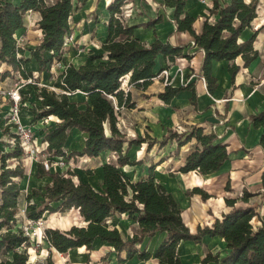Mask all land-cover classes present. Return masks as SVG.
<instances>
[{"label": "trees", "instance_id": "obj_1", "mask_svg": "<svg viewBox=\"0 0 264 264\" xmlns=\"http://www.w3.org/2000/svg\"><path fill=\"white\" fill-rule=\"evenodd\" d=\"M74 1L55 0L52 5H44L42 0H20L19 5H14L9 1L0 0V61L11 66L24 80H29L17 88L19 102H30L29 107H23L30 112L29 124L34 125L51 116L56 117L52 126L41 129L39 135L41 142L46 143L45 153L48 156L94 158L103 151H111L116 155V159L101 166L100 190L89 182H74L70 176L51 172L44 166V162L38 159L34 177L48 178L47 182L42 189L32 188L29 193L23 195L18 180L25 174L22 163V157H25V136L14 121L6 120L4 124L0 123V138L12 140L6 144V150L0 148V264H53L48 258L46 263L29 262L27 247L30 236L19 224L18 215L22 197L26 203L24 217L30 221H38L46 211H78L83 224L71 225L66 229L45 227L42 231V241L47 244L48 249L53 248L59 253L82 246L90 251L98 240L112 246L109 252L116 255L119 264L133 256L147 260L152 254L138 246L145 237L164 233V239L155 249L153 256L158 264H183L176 251L178 243L187 240L199 243L203 236L208 235L219 236L224 240L225 254L208 252L196 264H264V222L255 226L252 222V217L256 215L254 208L250 205L235 204L238 200L248 202L251 196L248 191L243 190L239 198H224L229 210L223 212L220 217H214L210 224L197 225L192 232L183 220V210L176 198L155 181L153 164L149 165L147 176L136 181H132L121 170V167L126 165L141 164V160H130L126 153L132 146H140L142 143H146L149 149L154 144L162 147L175 141L179 149L194 139L183 164L177 169L181 173L196 171L201 175L211 174L218 171L228 159L227 145L218 139L215 132L206 133L202 127L192 125L182 132L167 129L161 139L152 138L147 133L142 137L128 139L117 125L119 110L134 105L130 91L120 88L119 78L129 74L128 83L145 88L155 76L153 68L157 55L161 54L168 61H173L175 57L182 55L184 46H173L168 41L162 42L159 39L148 45L136 38L117 39L120 34L129 35L133 27L121 26L113 20L112 14L119 11L124 1L114 0L107 7L111 15L107 24V40L101 46L107 60L78 67L68 66L55 82V85L65 92H56L45 85H38V77H33L31 71L22 67L21 59L15 57L13 34L22 26L23 13L32 9L38 10L41 15L38 25L43 32V38L32 51L41 71L47 62L42 52H58L62 46L64 34L68 29L67 17L73 9ZM185 2L186 0H162V5L172 9L176 31L187 32L192 38L193 46L203 52L200 76L204 78L207 90L212 94L217 87L216 78L211 74L213 60L231 61L227 69L233 82L240 69L233 60L239 56L242 66L247 67L258 56L253 47L258 29L253 30L248 38L238 40L245 29L251 28V22L257 15L258 2L211 0L207 16L203 18L198 32L193 26L196 18L184 9ZM212 17L213 19H210ZM160 20L159 15L143 25L151 27ZM185 56L189 58L188 54ZM75 90L83 92L85 100L70 99L66 91ZM183 90L191 91L190 102L195 105L196 91L193 83L178 87L165 84L164 91L158 93V98L164 103H169ZM32 97L36 100H31ZM249 119L255 128L264 127V110L251 114ZM74 129L85 134V137L80 150L66 153L64 146L69 139V132ZM28 136H32V132H29ZM124 145L126 146L123 149ZM258 145L264 151V132L260 135ZM10 160L16 162L12 163ZM87 174L91 175V171L87 170ZM225 189L229 190L228 184ZM195 194L203 201L211 196L199 186L185 191L188 197ZM33 198H38V205L31 202ZM261 202H264V190L261 193ZM123 213L135 222L129 240L107 222L114 214ZM109 252L91 264L101 263Z\"/></svg>", "mask_w": 264, "mask_h": 264}, {"label": "crops", "instance_id": "obj_2", "mask_svg": "<svg viewBox=\"0 0 264 264\" xmlns=\"http://www.w3.org/2000/svg\"><path fill=\"white\" fill-rule=\"evenodd\" d=\"M112 1L114 0H87L83 9L90 11L97 4L102 3L104 11L108 12L107 7ZM124 1H130L129 3L133 5V8L131 7L130 9L133 13L128 19V26L133 27V38H137L145 44H150L155 39H159L162 42L168 41L173 46L182 45L184 46V51L182 50L184 53L179 58L175 57L173 61H168L161 54L157 55L153 68L155 76L151 79V82L145 88L132 84L129 85L127 90L130 91L131 102L134 105L133 107H122L119 110L117 114L119 128V123H121L124 126V132L129 127L128 130H130V133L134 132L141 136L142 132H145L152 138L161 139L167 129L182 132L190 126L195 125L202 127L206 133L211 131L215 132L218 139L227 145L229 154L228 159L221 168L211 174L201 175L196 171L181 173L177 169L183 164L187 152L194 143V139L183 144L179 149H177V143L175 141L168 142L162 147L154 144L149 149H147L146 143H142L140 146H137L139 149L138 152L140 154V150L145 149L144 153L145 156L147 155V162H145L146 164L144 166L142 164L144 156L137 157L136 160H141V164L134 166L139 167L142 165L139 167L138 174L140 177L138 180L147 176L148 167L150 164H153L155 181L163 185L175 198L184 197L185 191L194 186H199L210 194L211 196L205 201L201 200L200 196L196 194L189 197L199 202V225L210 224L214 217H220L223 212L229 210V207L224 202V198H239L242 196L243 190H246L251 194L248 202L238 200L235 204L252 206L256 213L252 217V222L255 226L261 225L264 222V202H261V193L264 190L262 189L264 151L258 145V141L261 133L264 132V127L255 128L249 116L264 110V18L259 19L256 15L251 22V28L254 26L253 30L258 29V33L253 42V47L257 50L258 56L247 67L242 66V61L239 56L233 60L236 65L240 66L233 82L227 69L231 61H212L211 74L216 78L217 87L210 94L206 87V81L200 76L203 52L193 46L192 38L187 32L176 31L172 9L162 5V0ZM223 1L226 2L228 0ZM257 2L258 9L261 7L260 3H264V0H257ZM207 3L205 2L204 5H201L199 2V20L198 17H195L196 20L193 24L196 32L200 30L202 20L207 16L211 0H207ZM193 4L194 2L191 0H186L184 7L191 15L194 14L193 11L198 9ZM136 9L142 14L135 13ZM262 10H264V6H262ZM256 13L258 14V10H256ZM159 15L161 16V20L153 24V26L145 27L143 25L150 19L157 18ZM34 16L37 18L36 13H34ZM210 19H213V17ZM102 22V26L98 29L101 44L106 40L108 34L107 27L104 21ZM251 28L245 29L238 40L241 41L248 38L252 32L247 36H244V34L247 30L251 31ZM188 50L191 52L189 53ZM186 54L189 55V58L185 56ZM172 63L176 64V66L174 64L172 66L174 67V71L175 67L179 68L177 71L179 73L173 79L176 84H172L171 86H180L181 81L178 75L183 80H186V84L193 83L196 91L195 105L190 102L191 91L189 90L179 92L169 103H164L158 98V93L164 91L165 84L157 77V74L160 69L169 64L172 65ZM0 64L4 63L0 61ZM5 66L7 65L5 64ZM172 72L173 70L170 69L171 74ZM7 75L3 73L2 77ZM28 113L30 116L29 119H31L30 112L28 111ZM50 118L56 117L51 116ZM132 124H135V126ZM80 136L84 140L85 134L82 133ZM144 146L146 147L144 148ZM153 148H155L153 155H149ZM106 152L109 153L111 151H103L98 157ZM226 184H228L229 190L225 189ZM185 197L188 198L186 195ZM181 206L186 210L184 205ZM120 215H125V213ZM128 220L135 225L133 220L129 218ZM185 224L192 232L195 230L197 224L194 222L193 214L188 215ZM164 236V233H156L151 237H145L140 246H138V248L144 249L152 254L149 259L143 260L137 258V256H133L121 264H158L153 254L157 246L164 239ZM98 242L100 243L101 241ZM105 244L104 246L109 245V249L107 250L109 252L112 246L107 243ZM196 246L199 248V256L192 250ZM176 251L183 264H196L208 252L224 255L226 248L225 242L221 237L205 235L199 243L188 240L180 241ZM97 254L99 255L100 251ZM105 254L99 256L102 257ZM109 254L112 253L109 252ZM97 261H92L90 257L87 258V263L89 264Z\"/></svg>", "mask_w": 264, "mask_h": 264}, {"label": "rangeland", "instance_id": "obj_3", "mask_svg": "<svg viewBox=\"0 0 264 264\" xmlns=\"http://www.w3.org/2000/svg\"><path fill=\"white\" fill-rule=\"evenodd\" d=\"M9 1L14 5H19L20 0H5ZM87 0L80 2L75 0L73 2V9L69 16L67 17L68 29L64 34L63 42L60 50L58 52L43 51L42 56L47 61L43 70H39V65L37 60L32 56V51L36 46L41 42L43 38V32L38 25V22L41 19L40 12L38 10L28 9L23 13L22 16V26L14 31L13 37L15 40V57L21 59L22 67L26 71H31L33 77H38L40 80L38 85H45L50 89L55 90L56 92H65L61 87H57L55 82L58 80L59 76L64 74L68 66L78 67L84 64H96L100 61H106L107 55L102 49L101 39L99 36V28L102 26V21L107 27L110 18V12H105L103 4H97L92 10L83 9V6ZM155 1V0H154ZM194 2L193 6L198 7L196 11H193L194 17H198L199 20V2L201 5H204L207 0H191ZM44 5H52L55 0H42ZM130 2V1H129ZM123 1L119 7V11L113 13V20L120 23L121 26H128V19L133 13L131 3ZM191 4V3H189ZM208 4V3H207ZM192 6V7H193ZM257 17L259 19L264 18V10L262 6L264 3H260ZM191 7V6H188ZM108 10V9H107ZM34 13L37 14V18L34 16ZM137 14H142L136 9ZM254 26H252L251 31L247 30L244 36L251 34ZM133 29L129 35L120 34L117 36V39L124 38H133ZM243 36V37H244ZM137 39V38H136ZM107 40V38H106ZM106 40L102 43H105ZM145 44V43H144ZM148 45V44H146ZM184 51V50H183ZM182 51V53H184ZM187 52V51H186ZM190 53L191 51L188 50ZM101 56V58H98ZM179 58V56L177 57ZM4 63V62H3ZM175 63L172 65H167L166 67L160 69L157 74V77L161 81L165 82V77L162 76L161 71L164 69H172V76L168 77L167 81H171V84H176L173 81L176 78L177 71L179 68L174 67ZM183 68V67H181ZM8 72L10 73L7 76L2 74ZM124 78V79H123ZM129 74H125L119 78L120 88L124 91H127L130 83H128ZM29 80H24L21 78L20 74L17 71H13L11 66H5L0 64V123L4 124L5 121H14L21 128L25 140H23V145L25 149V157H22V163L25 167L24 177L19 182V188L23 192V195L29 193L32 188L42 189L43 185L46 183L48 178L37 179L34 177L35 173V164L36 161L41 159L44 162V166L51 172L63 173L67 176H70L74 182L79 180L89 182L97 190L102 188L101 179H102V169L101 166L106 162H114L116 155L113 152H106L100 157L87 158L82 157H68V158H59L48 156L45 153V143L41 142L40 134L41 129L52 126V123L56 121V118H46L45 120H40L34 125H30V116L27 109L23 107H29V101L21 104L19 102V95L15 93L19 85L23 82ZM181 82L180 85L186 84V81ZM184 83V84H183ZM4 92V94L2 93ZM66 94L70 99L83 101L85 95L80 90L75 91H66ZM18 96V99H15ZM31 100H36L35 97H32ZM126 119V118H125ZM118 125V124H117ZM120 130L124 132L123 124L119 123ZM135 126V124H132ZM119 127V126H118ZM124 132L125 136L128 139L134 137H142L145 132H142V135L139 136L136 133H130V130ZM134 130V129H133ZM29 132H32V136H28ZM68 140L64 146L66 153H69L72 150H80L81 144L83 143V137L80 134L75 133L73 130L69 132ZM12 140H9L6 137L0 138V148L3 150L7 149L6 144L11 143ZM146 146H144L145 148ZM125 145L123 146V149ZM137 146H132L126 153L130 160L137 161V157H143V165L147 162V155L145 156V149L138 152ZM155 148H153L149 155H153ZM153 157V156H152ZM10 162H16L15 160H10ZM132 166V167H131ZM126 165L121 167V170L127 174L132 181L138 180L139 176V167L134 165ZM125 169V170H124ZM87 170L91 171V175L87 174ZM174 176V174H172ZM188 181V180H187ZM191 183V182H190ZM185 197V195H184ZM177 197L179 206L182 208L183 219L187 222V217L190 214H193L194 222L199 225V202L195 199ZM31 202H35L38 205V198H33ZM182 203V204H181ZM181 205H184L183 208ZM26 203L22 197L19 204V224L21 226H27L28 230L31 231L30 243L27 247L29 254V262L31 263H46V259H50L53 264H88L87 258L90 257L92 261H97L101 256L107 252L109 246H102L98 241L93 244V248L90 251L86 249L77 250V251H68L66 253H59L55 249H48V246L45 242L42 241V231L45 227H57L59 229H66L71 225H81L83 224L82 218L79 216L76 209H69L64 212L55 211L52 213L44 212L42 217L37 222H29L24 217V210ZM109 226L116 227L121 235L129 240L131 233L135 225L128 220L127 215L114 214L113 216L107 219ZM99 248V249H98ZM199 248L193 247L192 250L199 256ZM93 250L100 254H94ZM94 254H92V253ZM98 255V256H95ZM194 258H196L194 256ZM83 261V262H82ZM98 264H119L115 259V254H109L101 263Z\"/></svg>", "mask_w": 264, "mask_h": 264}, {"label": "built area", "instance_id": "obj_4", "mask_svg": "<svg viewBox=\"0 0 264 264\" xmlns=\"http://www.w3.org/2000/svg\"><path fill=\"white\" fill-rule=\"evenodd\" d=\"M161 74H163L162 76H164L165 77V82H164V84H168V85H172L171 84V81H167V79H168V77L170 76H172L171 75V73H170V70H168V69H164V70H162L161 71ZM179 77V79H180V81L181 82H184L183 81V78L180 76V75H178ZM186 81V80H185ZM184 84V83H183ZM3 94H4V92H2ZM15 93H17V90H16V92ZM15 99H18V96L15 98ZM45 146H46V143H45ZM30 223L31 222H37V221H30V220H28ZM24 227V230L27 232V234L29 235V236H31L32 234H31V231H29L28 230V228H27V226H23Z\"/></svg>", "mask_w": 264, "mask_h": 264}, {"label": "bare ground", "instance_id": "obj_5", "mask_svg": "<svg viewBox=\"0 0 264 264\" xmlns=\"http://www.w3.org/2000/svg\"><path fill=\"white\" fill-rule=\"evenodd\" d=\"M123 79H124V78H123ZM74 132L77 133V134L82 135V133L79 132L78 130H75V129H74ZM100 243H101L102 246L106 245V244H105L106 242H100ZM107 244H108V243H107ZM108 246H109V245H108ZM82 249H84V246H82V247H77V248H71V249H69V251H77V250H82ZM98 249H99V248H98ZM93 253H94V254H97V252H96L95 250H93Z\"/></svg>", "mask_w": 264, "mask_h": 264}]
</instances>
